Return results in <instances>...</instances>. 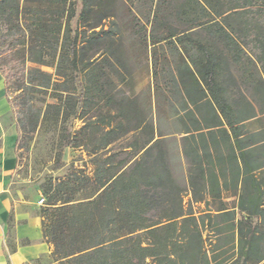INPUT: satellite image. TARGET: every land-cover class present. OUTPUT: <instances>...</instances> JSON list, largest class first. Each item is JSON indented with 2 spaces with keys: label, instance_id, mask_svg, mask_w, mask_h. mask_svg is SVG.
Segmentation results:
<instances>
[{
  "label": "trees",
  "instance_id": "16d2710c",
  "mask_svg": "<svg viewBox=\"0 0 264 264\" xmlns=\"http://www.w3.org/2000/svg\"><path fill=\"white\" fill-rule=\"evenodd\" d=\"M73 1L0 0V72L18 159L41 121L63 131L96 99L106 109L89 133L93 177L74 171L43 188L49 264H264V0H149L150 42L167 41L176 57L167 118L188 163V208L167 162L168 135L134 89L114 20L119 0H81L79 10ZM161 13L194 24L178 31ZM129 136L130 152L117 159L111 146ZM60 139L61 148L88 145ZM198 203H213L215 213L197 215ZM204 230L215 240L209 248Z\"/></svg>",
  "mask_w": 264,
  "mask_h": 264
},
{
  "label": "rangeland",
  "instance_id": "374dc122",
  "mask_svg": "<svg viewBox=\"0 0 264 264\" xmlns=\"http://www.w3.org/2000/svg\"><path fill=\"white\" fill-rule=\"evenodd\" d=\"M73 4L77 10L81 8V0H74ZM118 9L114 20L118 23V28H120L122 37H124V51L127 64L133 74V80H135V92L141 104L143 103L150 108V119L155 125H158L160 131L168 135L165 138L167 162L174 178L184 189V204L188 208L191 198V194L188 192V163L181 149L180 135L169 134L174 128L168 119L167 98L170 97V93H168L169 84L167 79L170 77L172 62L176 58L173 54L174 51L170 49V43H167V41L158 43L155 47L150 42L149 34L152 32V26L154 25V3L152 4L149 0H119ZM160 18H167V22L169 21L170 24L176 26L178 31H183V29L194 24L191 17L188 16L176 18L173 15L167 17V13H161ZM109 22L110 20L107 19L103 24L108 26ZM73 25L76 26L75 20ZM100 28L101 26L97 29ZM162 29H159V34L162 33ZM46 69L52 71L50 68ZM109 76L117 84L115 92L119 94V97L125 96L128 87L120 84L114 73H110ZM3 87V80L0 78V103L5 108L0 111L8 113L4 123L12 126L15 124V119L13 112L9 110L7 105L8 98L5 96ZM96 101L97 103L92 107L87 106L84 109L86 112L84 119L69 118L65 121L63 131L56 130L50 119L41 121L37 129L26 140L25 146L19 149L18 154L20 157L7 183V188L10 197L15 202H21L25 211L27 206L41 216L40 209L46 205L47 201L43 188L49 181L64 179L74 171L93 177L95 166L92 164L93 155L88 151V148L93 146L89 133L95 125L93 121H96V116L100 111H106L103 106L104 101H99V99H96ZM80 112L82 114V111ZM1 114L0 112V116ZM86 123L90 124H87L86 129L82 131ZM61 135L67 136L71 141H83L88 145L85 147L73 144L61 148ZM131 140L132 137L129 136V138L117 141L111 146V152L117 151V159H122L130 152L128 149L123 148ZM81 194L83 193H80V197H83L84 195ZM224 197L228 205L235 207L238 211L235 206L237 205L236 197L230 193H225ZM42 198H45L43 202ZM193 206L197 215L202 214L204 209L209 208L212 209V213H215L213 203H210L209 206L204 203L194 204ZM215 219L220 221L219 218ZM222 226L227 225L222 224ZM204 234L206 248H209L210 243L215 241L213 234L210 230H204ZM10 246H13V244ZM40 260H42V264L51 263V253L42 256ZM146 264L156 263L148 258Z\"/></svg>",
  "mask_w": 264,
  "mask_h": 264
},
{
  "label": "crops",
  "instance_id": "0c3cea01",
  "mask_svg": "<svg viewBox=\"0 0 264 264\" xmlns=\"http://www.w3.org/2000/svg\"><path fill=\"white\" fill-rule=\"evenodd\" d=\"M0 78L4 84L1 72ZM3 88L7 97L5 84ZM7 105L12 112L9 98ZM1 109H5L2 103ZM0 112V264H42L40 258L51 253L53 245L43 236L42 217L30 207L25 211L8 193L7 183L18 160V127L16 122L4 123L8 113Z\"/></svg>",
  "mask_w": 264,
  "mask_h": 264
},
{
  "label": "built area",
  "instance_id": "2783aa9c",
  "mask_svg": "<svg viewBox=\"0 0 264 264\" xmlns=\"http://www.w3.org/2000/svg\"><path fill=\"white\" fill-rule=\"evenodd\" d=\"M45 200V198H42V202Z\"/></svg>",
  "mask_w": 264,
  "mask_h": 264
}]
</instances>
